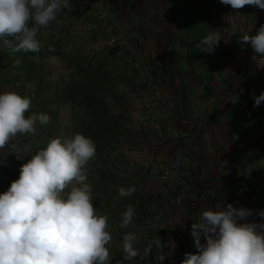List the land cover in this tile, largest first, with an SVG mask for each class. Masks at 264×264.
Wrapping results in <instances>:
<instances>
[{
  "label": "crops",
  "instance_id": "1",
  "mask_svg": "<svg viewBox=\"0 0 264 264\" xmlns=\"http://www.w3.org/2000/svg\"><path fill=\"white\" fill-rule=\"evenodd\" d=\"M79 6H113L120 20L130 24L132 50L143 57L168 106L161 136L149 140L142 129L131 134L129 142L139 144L125 151L130 161L126 168L134 170L125 188H159L157 177L147 180L139 170L152 153L164 164L182 158V168L167 179L161 201V221L180 252L192 238L190 220L208 208L232 204L253 211L240 223L264 222L258 215L264 210V102L255 106L254 99L264 92V78L251 82L240 61L238 35L227 22L230 5L220 0H80ZM241 11L256 35L264 25V10L245 6ZM214 31L221 33V41L212 52H203L196 45ZM10 184L0 179V194ZM185 185L192 196L186 192L177 208L171 201ZM102 187L105 190L93 189V206L98 211L105 203L118 225L128 205L148 213L150 204L137 191L114 197L107 190L110 186ZM136 226L133 220L127 229L115 228L111 236L115 240ZM201 243L206 241L202 238ZM135 247L141 255L146 245L143 241Z\"/></svg>",
  "mask_w": 264,
  "mask_h": 264
},
{
  "label": "clouds",
  "instance_id": "2",
  "mask_svg": "<svg viewBox=\"0 0 264 264\" xmlns=\"http://www.w3.org/2000/svg\"><path fill=\"white\" fill-rule=\"evenodd\" d=\"M220 2L234 10L245 6L264 10V0ZM64 9L72 11L70 0H0V47L13 53H39L44 46L39 37L47 36L41 30L59 23L57 14L65 13ZM221 39L219 31L209 32L196 46L212 52ZM240 42L250 44L264 58V25L256 35L242 34ZM19 64L17 59L13 66ZM254 99L259 106L264 92ZM31 103L29 97L16 92L0 94V150L18 135L35 134L37 122H50L46 113L26 116ZM95 156L93 140L76 133L70 138H52L21 166L19 178L0 194V264H109V216L93 206L86 169ZM117 191L126 197L136 188L118 187ZM251 215V209L232 204L202 211L190 233L197 253H185L181 264H264V222H239ZM258 215L264 220V210ZM134 217L135 209L128 205L119 227L127 229ZM202 238L206 243H201ZM122 241L124 261L140 255L134 232H125ZM165 246L174 248L175 241L165 244L155 237L144 248V256L153 247L163 252Z\"/></svg>",
  "mask_w": 264,
  "mask_h": 264
},
{
  "label": "built area",
  "instance_id": "3",
  "mask_svg": "<svg viewBox=\"0 0 264 264\" xmlns=\"http://www.w3.org/2000/svg\"><path fill=\"white\" fill-rule=\"evenodd\" d=\"M73 1L76 2L74 6L78 4V1ZM230 9L231 12L227 22L235 27L238 35L240 61L245 70L248 71L249 80L255 83L260 82L264 78V58H260L250 44H242L240 42L242 34L248 33L252 35V33L247 29L246 19L241 9L234 10L231 6ZM112 16V6H105L92 14V18L88 20L84 29L73 26L71 31L73 35L81 33L93 39L102 49L120 48L116 52V57L125 72L133 78L129 89L130 93L126 94L131 119L137 124V129H142L145 132L149 140H155L162 135V122L168 111L167 103L163 99L156 82L145 68L143 60L127 47L123 32L127 30L128 25L123 21L112 19ZM108 20L112 22L111 25H107L106 22ZM13 91L21 96L29 97L32 102L30 109H35L34 101H36V98L32 82H15ZM32 146L33 140L29 134L18 135L10 143V156L4 161V166L10 168L19 164L24 159V156L25 163H27L32 158V155H29ZM182 163V158L177 157L171 163L164 164L152 153L149 158L139 165V170L146 176L147 180L154 177L158 178L159 188L154 190L150 189L148 185H144L136 190L141 199H147L150 203L149 210L146 211L148 213L145 216L137 213L138 216L134 217V220H139L136 229L133 231L137 236L136 243H143L144 241L147 246L148 242L155 237L161 238L162 243L165 244L171 240L161 221L162 193L166 191L167 179L181 170ZM121 171L122 176L134 172L133 169H122ZM186 192L192 196L189 185L182 187L180 192L175 195L171 201L172 205L179 208ZM198 220L199 217H194L190 220V224L192 225ZM152 250L154 251H151L149 256H144L143 253L137 256L136 260L134 259L131 264H181V261L185 259V253H197L193 238H191L188 248L183 252H180L176 244L174 248L165 246L163 252L155 247ZM162 255L164 256L163 261L161 260Z\"/></svg>",
  "mask_w": 264,
  "mask_h": 264
},
{
  "label": "trees",
  "instance_id": "4",
  "mask_svg": "<svg viewBox=\"0 0 264 264\" xmlns=\"http://www.w3.org/2000/svg\"><path fill=\"white\" fill-rule=\"evenodd\" d=\"M70 2L72 7L77 5L74 6L76 2L73 0H70ZM107 23L111 24L112 22L108 20ZM119 49L103 48L97 55L92 57L83 56L78 59L72 66V72L68 78L66 80L62 79L57 84L50 100L44 99L42 103L39 102V89L37 92L34 90L36 98L34 111L42 112L44 110V112H47L48 103H52L55 110L66 106L71 108L72 117L67 138L80 133L93 140L96 146L94 167L96 169L95 174L98 177L95 189L98 192L105 190L102 187V184L105 183L106 186H110L107 190L114 197L118 195L114 185L122 183L121 186L125 188L124 184L130 178H123L118 165L113 168L110 157L112 151L117 150L121 144L129 143L130 137H132L131 134L134 133L131 131L130 126L126 124L128 107L121 114L114 112L109 103V99L116 96L120 97L123 104L126 105L127 97L121 88H131L133 82V78L125 72L116 57V52ZM38 54L42 57L60 55L54 46L50 49H42L39 53L12 52L8 61L14 64L19 59L20 69L25 72V80L23 81L19 79L18 75L14 76L12 88L15 82H32V78H36L32 59L39 56ZM122 107L125 108L124 105ZM40 125L41 128L38 129L37 136L39 140L45 143V145H41L43 149L51 140L53 132L52 126L44 127L42 124ZM118 179L121 180L118 181ZM118 206L120 207V204L117 203L116 207ZM146 210L148 211V209ZM137 213L145 216L144 210L135 209V216H138ZM135 221L138 224L139 220L135 219Z\"/></svg>",
  "mask_w": 264,
  "mask_h": 264
},
{
  "label": "rangeland",
  "instance_id": "5",
  "mask_svg": "<svg viewBox=\"0 0 264 264\" xmlns=\"http://www.w3.org/2000/svg\"><path fill=\"white\" fill-rule=\"evenodd\" d=\"M80 0H78L79 2ZM80 3V2H79ZM79 3L72 7V11L68 12L67 9L63 11L65 13H58L57 14V22H52L47 29H42L41 32H47V36L41 35L39 38L42 39L44 46L42 49L48 48L50 49L52 46L59 52V56H44L41 55L35 56L32 59L33 68L35 70L36 78H32V83L34 86V90L37 92L39 89L38 101L43 102L45 100H50L52 97L57 84L62 79H67L69 74L72 72V66L77 62L78 59L81 57H92L94 55L99 54L101 52L102 47L99 46L93 39L82 35L81 33L78 35H73L71 29L73 26L79 29H84L88 20L91 19L92 14L97 12L98 10L103 9L105 6H79ZM112 14L111 17L114 20L121 21L118 13L112 7ZM113 21V20H112ZM125 22V21H124ZM107 23V22H106ZM128 27L127 30L123 32V37L126 40L127 47L133 51L131 40H135L134 35H130L131 27L128 22H125ZM107 25H111L107 23ZM249 30V27L247 26ZM250 31V30H249ZM127 34H129L127 36ZM134 37V38H133ZM11 39V38H10ZM59 42V43H56ZM41 49V50H42ZM12 55V52L7 49L6 47H0V94L7 91H13L12 83L14 81V76L18 75L20 80H25V72L20 69L21 65L13 66L14 64L9 62V58ZM140 59L143 60L141 55H138ZM124 94L130 93V90L121 88ZM120 92V93H122ZM109 103L112 106V110L114 112L123 113V110L129 106L127 104H123V101L120 97H112L109 99ZM124 105L125 108L122 107ZM39 113H46L50 116V122L45 126H52L53 135L52 138H67L68 137V130L71 124V117H72V110L69 106L61 107L59 110L54 109V105L52 103H48L47 112H38L29 109L26 116H30L32 114H39ZM125 113V112H124ZM128 119L126 122L127 126L129 125L132 132H139L137 130V124L131 119V115L128 112ZM129 121V122H128ZM40 123L37 122L36 124V132L35 134H29L33 140V146L29 152V155H35V153L42 149V144L45 145L44 142L39 140L37 133L40 127ZM27 135V134H26ZM139 142L136 140H132L129 143L121 144L117 150L112 151L110 160L112 162L113 168L117 165L122 170H127L126 165L129 164V160L127 155L125 154L126 148H136ZM10 144L5 149L0 150V179H5L7 182H12L19 178L20 168L25 163V156L21 163L16 164L14 166L3 167V163L7 160L10 156ZM134 157V156H132ZM88 172V182L92 186V189L95 190L96 183L98 182V177L96 176L95 172L96 169L94 167V159L90 160L88 165L86 166ZM122 173V171H120ZM124 173V172H123ZM127 173V171H125ZM123 178H127V175H123ZM121 179H118V181ZM98 213L99 214H106L109 216V231L110 234L116 230H118L119 225L117 224V219L115 220L114 215L111 214V209L105 206V203H101L98 205ZM97 208V206H96ZM116 228V230H115ZM123 235L121 234L118 236L117 239H113L107 245L109 248L111 259L109 264H117L118 261H122V264H131L132 261H124L123 260V252H122V239Z\"/></svg>",
  "mask_w": 264,
  "mask_h": 264
}]
</instances>
